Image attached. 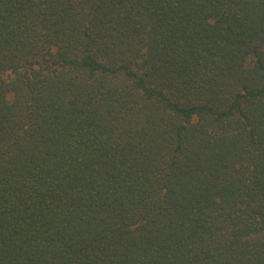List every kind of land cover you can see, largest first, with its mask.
<instances>
[{
	"label": "trees",
	"instance_id": "trees-1",
	"mask_svg": "<svg viewBox=\"0 0 264 264\" xmlns=\"http://www.w3.org/2000/svg\"><path fill=\"white\" fill-rule=\"evenodd\" d=\"M0 264H264V0H0Z\"/></svg>",
	"mask_w": 264,
	"mask_h": 264
}]
</instances>
